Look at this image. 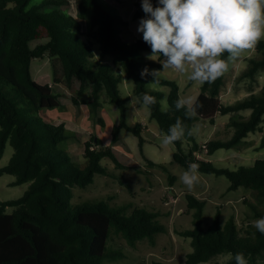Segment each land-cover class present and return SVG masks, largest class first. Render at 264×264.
<instances>
[{
    "label": "trees",
    "instance_id": "trees-1",
    "mask_svg": "<svg viewBox=\"0 0 264 264\" xmlns=\"http://www.w3.org/2000/svg\"><path fill=\"white\" fill-rule=\"evenodd\" d=\"M33 1L0 0V158L8 143L15 149L9 163L0 168V175L6 172L16 175L13 185L30 182L22 196L0 200V264H104L124 255L123 250L109 248L111 236L121 235L133 246L145 239L155 244L156 236L168 230L159 212L145 207L129 211V204L114 207L103 199L72 203L74 187H87L98 173L109 174L102 164L103 158L110 157L116 166H129L120 160L113 146L105 145L96 135L85 143V162L78 164L72 160L69 150L62 145L69 138L66 123L49 122L40 114L44 108L63 104L62 94L53 84L41 83L31 73L33 59L47 54L54 58L55 84L65 85L75 104H88L96 114L105 94L108 101L117 104L121 118L114 128L113 143L120 140L123 129L132 131L150 165L158 164L145 154L144 125L139 120L135 124L129 121L128 98L120 88L125 75L134 80L136 96L148 92L156 97L157 103L150 107L151 117L164 133L178 118L191 128L198 119L215 122L219 113L232 114L229 125L234 130L229 139H211L200 144L197 137L186 135L174 143L177 147L174 161L186 170L195 162L199 164V172L227 176L229 190L246 187L255 197V202H249L252 217H264V158L256 159L252 166L232 169L198 154L206 151L207 156H212L218 149L237 146L251 132L262 129L264 87L259 93L226 104L222 101L223 76L201 87L197 98L202 107L196 117L188 118L184 110L175 108L181 95L176 80L160 77L159 82L170 87L168 93L149 89L147 83L154 77L142 78L140 73L145 67L151 70L161 63L146 58L144 51L151 48L143 39H124L123 31L129 21L113 13L110 3L76 0L77 17L69 11L70 0ZM157 2L152 1L154 6ZM144 16L142 5H138L135 17ZM80 18L85 19L86 30ZM41 39L46 41L32 46L33 40ZM96 43L99 57L94 49ZM256 50L258 55L249 59L242 77L255 80L264 71V40ZM108 56L118 71L107 61ZM164 97L169 101L167 112L161 111L159 103ZM245 109L251 113L242 114ZM185 141L189 144L187 149ZM187 197L189 207L194 210V227L179 233L192 238L188 264L209 262L221 254H231L225 264H236L234 256L240 252L248 264L264 261V234L253 227V222L244 228L234 216L223 222L219 210L206 226V202L190 192ZM8 206L16 208L8 212Z\"/></svg>",
    "mask_w": 264,
    "mask_h": 264
},
{
    "label": "rangeland",
    "instance_id": "rangeland-1",
    "mask_svg": "<svg viewBox=\"0 0 264 264\" xmlns=\"http://www.w3.org/2000/svg\"><path fill=\"white\" fill-rule=\"evenodd\" d=\"M69 11L78 17L77 1L70 0ZM112 5L113 13L124 16L129 21V25L124 28L123 35L127 41L143 39L142 33L137 31L141 18L135 17L138 5H142V0H102ZM153 1V0H152ZM36 0L33 1V3ZM86 30V21L80 18ZM45 39L33 40L32 46ZM95 53L99 57V44H95ZM145 55L151 53V49L144 51ZM258 55L257 50L251 56L235 62L224 75L225 83L222 90V101L226 104L234 103L244 99L251 93H259L264 87V71L256 75V79L242 77L240 74L249 65V59ZM107 61L113 64L110 56ZM54 58L46 55L43 58H35L31 64V73L35 80L41 83L53 84L57 92H61L62 105L55 108H44L40 114L45 120L58 123L59 117L67 123L66 128L69 138L62 142L63 147L69 150L72 160L78 164L85 162V143L93 135L100 137L105 145H111L120 157V160L129 167L116 166L110 158L105 157L102 164L107 167L109 174H96L93 183L87 187H74L72 203L75 205L84 201L107 200L111 206L129 204V211L135 207H145L149 210L159 212L160 220L167 226V231L156 236V243L149 240H141L135 246L131 245L123 236L114 235L109 239V248L123 250L124 255L114 260H106L104 264H188L187 254L193 250L192 238L186 237L179 232L194 227V210L189 207L187 194L189 191L180 182L179 176L185 171V167L174 161V153L177 150L175 144L163 147L160 143L162 132L158 121L151 117V109H144L137 104L136 111L130 107L131 97L128 98L129 121L135 124L138 120L144 125V145L145 154L157 162L158 165H150L144 158L139 146V138L130 130L121 131L120 140L113 143L115 125L121 118V112L116 103L107 100V95L103 97V105L97 114L94 109L85 103L75 104L72 100L71 91L65 86L54 82ZM152 69H162L161 66H154ZM176 80L180 85L181 95H194L198 97L202 86H196L177 73L165 71L161 75ZM150 82V81H149ZM148 82V83H149ZM134 80L125 75L120 83L123 96L134 94ZM10 87V86H9ZM149 87V86H148ZM149 89L168 93L170 87L160 82L155 83ZM167 100L168 97L162 98ZM24 102L26 101L23 100ZM22 105V104H20ZM244 115L251 113L250 109L241 111ZM232 114H221L216 116L215 122L210 119H198L195 126L199 127L197 140L200 144L211 139H229L233 133V127L229 125ZM74 117V118H72ZM101 118V119H100ZM70 120L74 121L73 123ZM81 121V122H80ZM262 129L251 132L250 136L239 145L232 148H220L212 156H207L204 152L199 155L209 157L218 166L237 169L240 166H252L256 159L264 158V146L261 140L264 136V120ZM188 142H184L187 149ZM14 147L11 143L3 157L0 158V168L7 165L14 154ZM162 164V165H159ZM164 164V165H163ZM201 183L197 185L195 191L190 192L198 198L204 200V223L206 226L213 222L215 214L220 210L223 222L234 216L240 227H246L249 222H254L259 218L252 217L250 201L255 202V197L246 187L241 186L235 190H229L230 180L225 175L202 173ZM174 178V180H173ZM16 175L4 173L0 175V200L15 199L22 196L30 186V182L13 185ZM249 200V201H247ZM15 206H8L7 211L13 212ZM113 246V247H112ZM231 258V254H221L212 261L199 264H225ZM259 264H264L260 261Z\"/></svg>",
    "mask_w": 264,
    "mask_h": 264
},
{
    "label": "clouds",
    "instance_id": "clouds-1",
    "mask_svg": "<svg viewBox=\"0 0 264 264\" xmlns=\"http://www.w3.org/2000/svg\"><path fill=\"white\" fill-rule=\"evenodd\" d=\"M145 16L139 21L137 31L151 48L148 60L162 64V69L145 67L142 78L153 76L147 83L151 88L158 83L163 72L172 71L196 86L214 83L223 77L230 67L245 56H251L264 40V0H142ZM130 107L136 105L148 109L157 103L148 92L140 96L131 94ZM161 111L169 110L166 99L161 100ZM198 98L180 95L175 101L177 110L185 116H197ZM198 137L199 127L188 128L179 118L160 140L163 147L182 141L185 136ZM189 192L201 183L198 163H190L179 176ZM253 227L264 234V217L253 222ZM236 264H248L244 253H236Z\"/></svg>",
    "mask_w": 264,
    "mask_h": 264
},
{
    "label": "crops",
    "instance_id": "crops-1",
    "mask_svg": "<svg viewBox=\"0 0 264 264\" xmlns=\"http://www.w3.org/2000/svg\"><path fill=\"white\" fill-rule=\"evenodd\" d=\"M60 85L63 86V84H60ZM72 118H74V117H72ZM56 121H58V123L66 122V121H64V119H61V118H59V117L56 119ZM70 122L73 123L74 121L70 120ZM80 122H81V121H80ZM58 123H56V124H58ZM66 125H67V123H66ZM248 137H249V136H248ZM248 137H246V138H248ZM246 138H245V139H246ZM245 139H244V140H245Z\"/></svg>",
    "mask_w": 264,
    "mask_h": 264
},
{
    "label": "built area",
    "instance_id": "built-area-1",
    "mask_svg": "<svg viewBox=\"0 0 264 264\" xmlns=\"http://www.w3.org/2000/svg\"><path fill=\"white\" fill-rule=\"evenodd\" d=\"M199 156H202V155H199Z\"/></svg>",
    "mask_w": 264,
    "mask_h": 264
}]
</instances>
